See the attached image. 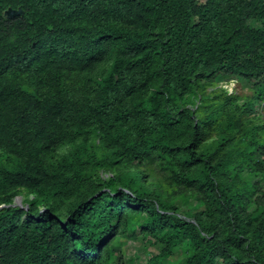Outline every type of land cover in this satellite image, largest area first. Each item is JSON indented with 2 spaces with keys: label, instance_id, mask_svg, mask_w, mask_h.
<instances>
[{
  "label": "trees",
  "instance_id": "1",
  "mask_svg": "<svg viewBox=\"0 0 264 264\" xmlns=\"http://www.w3.org/2000/svg\"><path fill=\"white\" fill-rule=\"evenodd\" d=\"M262 157L264 0H0V264H264Z\"/></svg>",
  "mask_w": 264,
  "mask_h": 264
},
{
  "label": "rangeland",
  "instance_id": "2",
  "mask_svg": "<svg viewBox=\"0 0 264 264\" xmlns=\"http://www.w3.org/2000/svg\"><path fill=\"white\" fill-rule=\"evenodd\" d=\"M222 85H224L229 92L233 91L235 89V87H237L238 89H243L245 88L244 86H248L249 84H247L246 81L240 80V82L242 83V86L240 87L241 83H239L238 80H231V82L228 81H220ZM248 88H245V90ZM262 159H264V157H262ZM262 183H264V178ZM18 198V197H17ZM185 201V203H189L191 202L192 204H194V200H191L189 197H185L183 199ZM179 203H182L181 201H179ZM191 204H187L185 207H191ZM122 241H126L125 245L122 247V252L124 255V259H125V264H146L147 260L150 256H152L153 254L158 253L159 251V247L155 246V245H151L148 242L147 238H143L142 234H138V235H132L128 238V240H126V238H122ZM184 258L183 252L180 249H177L174 254L172 255V257L170 258L172 260V263L177 264L179 262H181Z\"/></svg>",
  "mask_w": 264,
  "mask_h": 264
},
{
  "label": "water",
  "instance_id": "3",
  "mask_svg": "<svg viewBox=\"0 0 264 264\" xmlns=\"http://www.w3.org/2000/svg\"><path fill=\"white\" fill-rule=\"evenodd\" d=\"M17 203H19V204H21V202L18 200V202Z\"/></svg>",
  "mask_w": 264,
  "mask_h": 264
}]
</instances>
